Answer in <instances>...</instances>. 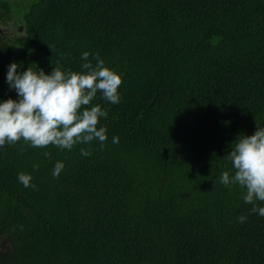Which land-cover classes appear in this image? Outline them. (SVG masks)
<instances>
[{"label": "trees", "instance_id": "1", "mask_svg": "<svg viewBox=\"0 0 264 264\" xmlns=\"http://www.w3.org/2000/svg\"><path fill=\"white\" fill-rule=\"evenodd\" d=\"M22 1L0 0L21 30L0 33V101L18 99L10 63L82 71L85 51L122 84L118 104L91 102L102 149H0V264H264V216L220 182L234 141L264 127V0Z\"/></svg>", "mask_w": 264, "mask_h": 264}, {"label": "clouds", "instance_id": "2", "mask_svg": "<svg viewBox=\"0 0 264 264\" xmlns=\"http://www.w3.org/2000/svg\"><path fill=\"white\" fill-rule=\"evenodd\" d=\"M89 56L87 51L82 53V71L63 70L58 63L50 74L31 65L18 72L21 65L10 63L6 79L18 99L0 101V149L21 140L34 148L51 145L69 151L78 143L90 144L95 140L103 148L108 139L107 129L97 126L107 112L91 102L99 92L103 100L118 104L122 77L107 67L98 54L92 59ZM234 142L226 155L235 170L234 175L224 171L220 182L246 189L244 202L253 205L252 212L264 216V207L256 206V201L264 202V127L257 123L252 135L241 134ZM112 143H119V137L114 136ZM49 155L44 152L45 157ZM81 155L90 156L91 151L82 148ZM63 168L64 163L57 161L52 175L58 177ZM36 169L38 165H34ZM18 180L25 187H36L31 184V174L21 172ZM238 220L243 223L246 217L240 216Z\"/></svg>", "mask_w": 264, "mask_h": 264}, {"label": "rangeland", "instance_id": "3", "mask_svg": "<svg viewBox=\"0 0 264 264\" xmlns=\"http://www.w3.org/2000/svg\"><path fill=\"white\" fill-rule=\"evenodd\" d=\"M26 0H23L22 2L24 3ZM21 2V3H22ZM0 33L2 34V35H5V34H7V35H15V34H19V33H21V30H19V28H17V27H14L13 25H9V24H5V23H0ZM1 243H0V251L2 250L3 252L4 251H6L7 249H6V247H4V245H5V240H3V241H0Z\"/></svg>", "mask_w": 264, "mask_h": 264}]
</instances>
